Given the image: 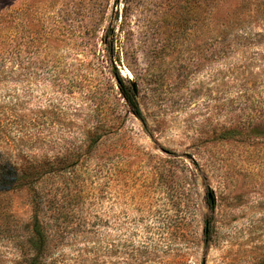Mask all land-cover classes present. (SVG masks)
I'll return each instance as SVG.
<instances>
[{
	"label": "rangeland",
	"instance_id": "374dc122",
	"mask_svg": "<svg viewBox=\"0 0 264 264\" xmlns=\"http://www.w3.org/2000/svg\"><path fill=\"white\" fill-rule=\"evenodd\" d=\"M0 167V264H264V0H0Z\"/></svg>",
	"mask_w": 264,
	"mask_h": 264
},
{
	"label": "trees",
	"instance_id": "16d2710c",
	"mask_svg": "<svg viewBox=\"0 0 264 264\" xmlns=\"http://www.w3.org/2000/svg\"><path fill=\"white\" fill-rule=\"evenodd\" d=\"M115 79L119 85L120 94L123 96L132 113L138 118H142V112L136 99V95L130 88L127 87L129 81H124L118 70L114 71ZM242 131L236 130L233 127H225L219 135L220 140H233L241 135ZM38 173L35 171H17L14 168L0 167V193H5L10 190H16L22 186L28 185L35 193L33 182H35ZM48 237L45 227L40 222L37 213L32 218L30 223V235L27 238L24 250L20 249L21 253L26 252L22 261L24 264H44L47 254Z\"/></svg>",
	"mask_w": 264,
	"mask_h": 264
},
{
	"label": "water",
	"instance_id": "95a60500",
	"mask_svg": "<svg viewBox=\"0 0 264 264\" xmlns=\"http://www.w3.org/2000/svg\"><path fill=\"white\" fill-rule=\"evenodd\" d=\"M132 87H133V92L136 95V87L134 85Z\"/></svg>",
	"mask_w": 264,
	"mask_h": 264
}]
</instances>
